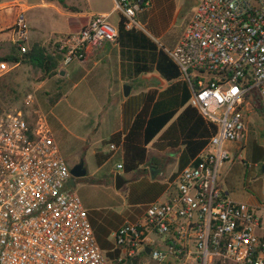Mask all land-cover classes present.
Returning a JSON list of instances; mask_svg holds the SVG:
<instances>
[{
  "label": "built area",
  "instance_id": "1",
  "mask_svg": "<svg viewBox=\"0 0 264 264\" xmlns=\"http://www.w3.org/2000/svg\"><path fill=\"white\" fill-rule=\"evenodd\" d=\"M114 4L125 29L142 30L136 17L147 0ZM27 30L20 11L11 27L20 57L29 51ZM116 37V27L98 16L52 38L47 53L61 57L60 70L83 62L90 49L116 44ZM164 52L187 87L188 106L215 126L203 149L168 182L163 199L111 233L118 256L108 259L68 186L70 167L45 121L19 110L2 115L0 264H264V205L233 200L221 181L226 163L243 162L252 121L264 124V0H200ZM10 71L0 62L1 74Z\"/></svg>",
  "mask_w": 264,
  "mask_h": 264
},
{
  "label": "rangeland",
  "instance_id": "2",
  "mask_svg": "<svg viewBox=\"0 0 264 264\" xmlns=\"http://www.w3.org/2000/svg\"><path fill=\"white\" fill-rule=\"evenodd\" d=\"M37 1L39 0H28L29 3ZM199 1L200 0H147V6L143 7L136 17L142 28L140 31L152 40L159 49L162 48L163 52L164 49H171L181 36ZM91 2L93 1L77 0L74 5L78 9L86 10L87 7L92 4ZM41 12L42 11L39 12L40 15ZM45 14L48 16V12H45ZM106 20L111 27H117L119 20L118 13L115 12L110 14L106 17ZM55 21L58 26L57 34L51 36V38H61L76 32L71 31V29L77 27L78 20L76 18H71L67 26H61L63 22L59 18L52 20V22L49 21L48 23L52 24L55 23ZM46 50L49 52L50 46H48ZM4 54L6 53L3 52L0 58H2ZM42 75V70L29 63H22L18 69L6 74L0 73V117L12 111L19 110L29 119L36 120L38 117H41L38 110L39 105H37L35 99L37 98L38 103L42 105V108H40L41 113L53 132V136L69 167L73 161L71 155L78 153L79 150L83 151L81 160L84 162L87 174L75 180L73 189L80 199L83 208L86 210L89 221L92 219L101 224L102 220L110 218V220L107 219V223H103L105 225L111 223L110 225H112L120 218L123 220L126 219L124 204L125 200H128L126 195L127 188H131L140 194L142 190L143 192H146L147 189L149 190L147 194L142 193L144 195L140 197V201L142 202H139V205H144L138 208V210L143 211L148 203L154 201H148V198H145V196L147 197L148 194L151 195L153 192L164 189L160 186V183L148 185V183L144 181L145 179L140 180L139 176L135 175L132 178V185L130 187L123 186L120 190H115L113 176L108 175L107 171L111 168H116L118 156L114 155L111 157L106 168L97 171L96 169L98 166L95 164L94 156L90 154V151L84 150V142L90 137V122L93 119L91 115V104H93L94 101L90 100L91 96H88V93H91L88 89L91 87L93 74L83 79L77 77L74 81L66 80L60 85H56V88H53L48 98H46L49 99L55 91H60L63 100L56 104V106H53V100H50L47 104L45 102L41 104V100H45L41 99L39 95L43 97L44 94L42 90L38 91L40 94L35 92V88L41 82ZM149 76H157V73L153 72ZM158 82L162 81L159 79L156 82L157 85H160ZM112 83L114 82L112 81ZM124 85L125 84H119L117 86L118 90L122 92ZM131 85L134 87L135 84L132 83ZM94 87H100L99 89H95V93H101V85H94ZM46 91H48V89L45 90V93ZM80 96H86V98L88 97L89 99L81 101L79 99ZM258 122V120H253L252 124H258ZM263 125L264 124L261 123V126ZM255 130L257 132L252 133L251 136V133L249 134L248 143L245 145V148L240 151L243 162L239 161L237 158L234 160V163L229 164V169L223 176L222 186L224 189L232 190L236 193L233 198L237 200H246V198L250 196L253 202L258 205L264 203V173L262 171V167L264 166V132L259 131V129H253V127L250 126V132ZM254 145H256L258 149L255 150ZM252 153L257 156V161L253 160ZM166 155L172 158L171 153H167ZM149 162L150 164H157L153 159H150ZM118 171L121 172V170ZM167 174L168 168H165V176H167ZM163 198L164 196L161 199ZM111 233L109 237L101 234L99 235L100 245H104V242H112L110 237Z\"/></svg>",
  "mask_w": 264,
  "mask_h": 264
},
{
  "label": "crops",
  "instance_id": "3",
  "mask_svg": "<svg viewBox=\"0 0 264 264\" xmlns=\"http://www.w3.org/2000/svg\"><path fill=\"white\" fill-rule=\"evenodd\" d=\"M92 1V4L87 7L86 10H81L75 7L74 5L76 4L77 0H64L65 5L67 7L73 8L74 10L70 11L67 8H64L58 0H39L37 2L32 3H29L28 0H0V55H2L3 52L6 53L4 54V56L8 55L11 49L13 48V45L11 43V27L15 15L18 12H25L26 21L28 25L26 42L28 50L33 47H37L39 49H47V47L49 46L48 43L52 39L51 36H55V34H57L56 32L58 29L56 21L52 24L48 23L49 21L52 22V20H56L57 18H59L63 22L61 26H67L68 21L71 20V18H76L78 20L77 27L75 29H71V31L77 32L95 17H108L110 14L115 13L114 0ZM40 11H42L41 15L39 13ZM45 12H48V16L45 14ZM20 65L21 64L10 65L11 71L18 69ZM60 70H63L65 72L64 77H59L58 74L50 76L41 81L39 85L35 88V92L39 93L38 91L42 90V93L44 94L43 97L39 95L40 93L38 94L41 99L45 100H41V104H44V102L47 104L48 102H50V100H53V106H56V104L63 100L60 91H55V93L50 97L52 98L53 96L52 99H46L48 98L52 89L56 88V85H60L63 81L66 80L74 81L77 77L83 79L93 74V81L91 87H89L88 89V91L91 92L88 93V96H91L90 100L94 101V103L91 104V115L93 119L90 122V137H88L84 142V150L90 151V154H92L93 156H95L96 153L105 154L111 152V157L117 155V164H122L123 166L122 145H115L117 150L111 151L109 149L110 145L107 146V149V147L102 146V142L109 138L112 134L119 132L125 134L128 131L136 114L142 109L146 100L150 97L151 94H149V92H156L153 99V102H155L158 98V94L167 89L170 84L162 80L158 74L157 76L150 77L149 75L153 72L148 74H141L131 80L123 78L121 73V60L119 55V48L116 44L111 43H105L103 46L97 49L88 50L86 59L83 62L73 63ZM159 79L162 82H158L160 85H157L156 82ZM112 81L114 83H112ZM132 83L135 84L134 87L131 85ZM119 84L131 86V91L127 98H125L123 96V93L118 90L117 86ZM94 85H101V93H95V89H99L100 87H94ZM46 89H48V91H46L45 93ZM35 99L37 105H39V114L46 123V120L44 119L40 110V108H42V105L38 103L37 98ZM79 99L82 101L88 100L89 98H86V96H80ZM181 111L182 109H180L176 116L167 124V126H165V128H163L160 133L157 134V136L151 141V143L146 146L145 163L141 165L137 171L126 173L124 171V168H122L121 172H117L116 168H111L109 171H107L108 175L113 176V181L115 174L120 173L122 178L126 182L123 186L130 187L132 185V178L135 175H138L140 180L145 179L144 181H146L148 185H155L160 183V186L164 188L162 190H158L157 192H153V194L151 195L148 194L147 197L145 196V198H148V201H155L161 199L164 196V193L168 188L167 183L172 180L174 174L177 173L179 158L184 150V146L180 142L175 147H170L169 145H167V141H171L173 138H175V136H169L165 133L168 126L175 120V118L181 113ZM251 126L253 127V129H259V131L264 132V125L261 126L260 122H258V124H252ZM254 132L257 131H249V134L251 133L250 136ZM51 133L53 135L52 131ZM176 135H179L178 132ZM248 139L249 135L246 139L243 149L248 143ZM58 148L60 153L62 154L59 145ZM167 153H171L172 158L167 157ZM82 154L83 151L79 150L78 153L71 155L73 161L70 165V168L79 163ZM111 157L96 170L101 171L105 169ZM150 159H153L155 162H157V164H150ZM232 163H234V160L229 163H226L222 167L221 181H223L224 173L229 169V164ZM83 166L85 169L84 162ZM165 168H168L167 176H165ZM150 170H153V177L151 176ZM75 180L76 179H74V186ZM148 192V189L146 190V192H143L142 190L140 194L138 192H135V190H132L131 188H127L126 195L128 200H125L124 204L126 209L124 211L126 212V219L124 220L120 218L116 223L114 222L112 225H110L111 223L105 225L103 222L107 223V219L110 220V218H105L101 221V224H99V222L95 220L90 219V225L93 229L96 239H98L97 242H99L100 234L109 237V234L112 231H115L123 223V221L134 220L138 216H140L143 211L138 210V208L144 205H139V202H142L140 201V197L144 194H147ZM226 192L235 201L246 203L251 206L264 205V203L258 205L255 204L250 196L246 198L247 201L240 199L237 200L233 198L236 194L235 192H233L232 190H226Z\"/></svg>",
  "mask_w": 264,
  "mask_h": 264
},
{
  "label": "trees",
  "instance_id": "4",
  "mask_svg": "<svg viewBox=\"0 0 264 264\" xmlns=\"http://www.w3.org/2000/svg\"><path fill=\"white\" fill-rule=\"evenodd\" d=\"M59 3L70 11L64 0ZM137 2L138 0H131ZM144 6L141 5V8ZM116 45L119 48L122 77L131 80L141 74L156 72L159 77L170 86L158 94L153 102L156 92H149L150 97L146 100L142 109L134 117L128 131L125 134L115 133L102 142L103 147L111 144L122 145V163L126 173L137 170L146 160V146L157 136L160 131L177 115L175 120L166 129L167 135H174L167 145L175 147L179 142L184 150L179 158L177 172L183 169L203 149L209 138L215 133V126L205 122L190 106H187L189 92L185 84L177 81L178 71L170 61L162 48L150 40L138 29L127 30L123 26V19L118 14ZM59 55L48 54L44 49L31 48L23 57H20L13 47L8 55L0 58L10 65L29 63L42 70V79L58 74ZM178 132V136L176 135ZM171 142V143H170ZM254 149H258L254 145ZM253 160L257 161L254 153ZM111 157L109 153H96L95 164L100 167ZM175 176V174H174ZM173 176V177H174ZM98 241V239H97ZM99 247L105 251L108 259L118 256V252L111 251L112 245L98 242Z\"/></svg>",
  "mask_w": 264,
  "mask_h": 264
},
{
  "label": "water",
  "instance_id": "5",
  "mask_svg": "<svg viewBox=\"0 0 264 264\" xmlns=\"http://www.w3.org/2000/svg\"><path fill=\"white\" fill-rule=\"evenodd\" d=\"M64 75H65V72L63 70H60L58 72L59 77H64ZM130 91H131V86H129V85L123 86L122 93H123V96L125 98H127L129 96ZM262 171L264 173V166L262 167ZM150 173H151V176L153 177V170H150ZM85 175H86V171H85L84 166H83V161L80 160L78 164H76L70 168V176L71 177L68 181V186L73 187L74 186V179L82 178ZM125 183L126 182L122 178L121 174L116 173L114 176V188H115V190H120L123 187V185H125ZM146 253H149V249L146 250ZM132 264H136V259L132 260Z\"/></svg>",
  "mask_w": 264,
  "mask_h": 264
}]
</instances>
